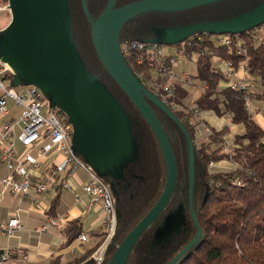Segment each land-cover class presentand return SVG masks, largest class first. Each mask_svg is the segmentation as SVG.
I'll return each instance as SVG.
<instances>
[{"label":"trees","instance_id":"trees-1","mask_svg":"<svg viewBox=\"0 0 264 264\" xmlns=\"http://www.w3.org/2000/svg\"><path fill=\"white\" fill-rule=\"evenodd\" d=\"M256 1L258 0H219L188 10L206 9L219 3L234 2L236 6H240ZM196 20L184 21L183 24L198 22ZM76 28V37L80 41V49L88 69L108 86L123 106L139 146L138 156L128 163L122 176H110L116 183L120 200L115 240L109 246L107 263L115 254L117 245L161 196L166 184L167 169L162 150L150 125L105 69L85 25ZM250 30L252 29L226 33L233 37L230 45L216 44L214 37L218 34L211 32H198L181 41H190L188 50L198 53L197 78L205 86L204 92L193 104L202 111L213 110L218 116H228L232 123L242 124L244 131L235 137L229 152L226 151L229 126L220 129L211 127V132L199 135L200 121L191 111L192 103L185 100L188 90L177 84L178 105L176 109H171L186 126L194 142L193 204L202 227V235L175 264H264V130L246 108L242 92L220 86L222 75L218 63L213 61L214 55L232 61L236 67L246 61L250 74L264 88V44H257ZM144 31L133 34H123L122 31V45L132 40L154 37L145 29ZM82 45L86 50L88 48V54L84 53ZM127 61L133 71L137 72L135 64L128 58ZM149 66L151 65L144 64L143 68L148 69ZM146 86L162 99L159 91ZM149 102L162 121L175 151L178 181L170 203L138 239L127 264H169L197 234V226L189 205V150L186 136L170 116L151 100ZM224 158L237 165L223 170H215L214 166H209L211 161L218 162ZM103 178L107 183L110 180ZM59 195L60 191L57 192L49 212L54 213L58 207ZM170 218L180 220L182 224L167 240L159 242L158 233L164 229ZM65 232L68 240L64 246H69L83 232L82 219L78 217L69 220ZM97 247L88 249L85 254L68 262H63L58 255L48 264H94L91 256Z\"/></svg>","mask_w":264,"mask_h":264},{"label":"water","instance_id":"water-1","mask_svg":"<svg viewBox=\"0 0 264 264\" xmlns=\"http://www.w3.org/2000/svg\"><path fill=\"white\" fill-rule=\"evenodd\" d=\"M219 0H135L116 7L109 0L102 13L90 17L91 36L96 53L107 72L131 99L153 130L162 150L167 177L164 190L145 216L125 236L106 264H127L130 254L144 231L164 212L178 181V162L169 135L149 100L170 116L184 132L189 150V205L197 226L194 238L170 261L181 258L201 237L202 227L194 209L195 150L193 138L174 111L148 89L125 58L121 31L127 22L146 12L186 10ZM11 21L0 31L5 47L0 60L14 71V85L21 84L19 73L30 85L52 92L73 126L72 145L83 151L95 169L106 176H122L124 168L139 153L130 119L108 86L90 71L74 40L69 0H8ZM264 23V2L239 16L198 21L154 30L151 42L175 44L198 32L217 34L246 31ZM75 152V151H74ZM170 218L158 233V241L167 240L178 225Z\"/></svg>","mask_w":264,"mask_h":264},{"label":"built area","instance_id":"built-area-1","mask_svg":"<svg viewBox=\"0 0 264 264\" xmlns=\"http://www.w3.org/2000/svg\"><path fill=\"white\" fill-rule=\"evenodd\" d=\"M8 9L9 3L5 0L4 4H0V11ZM250 33L257 44H264V23L252 28ZM214 41L219 45H230L233 37L230 34H218ZM190 44L191 42L186 40L184 43H175V50L171 51V44L151 42L150 39L132 40L122 46V51L125 58L135 64L137 72H134L142 82L154 87L161 93L162 100L170 108L176 109L177 81L192 83L194 79L193 76L183 73L184 81L180 80L174 66L182 57L193 59L196 63L199 58L196 51L188 50ZM213 61L218 63L222 75L220 86L225 85L222 87L241 91L246 108L250 112L256 110L252 101L255 99L257 80L250 74L247 62L243 61L236 67L232 61L222 59L218 55L213 56ZM144 64L151 66L145 69ZM11 78H14L13 69L8 63L0 60V162L4 163L9 171L1 178L0 203L6 195L12 194L31 195L34 203L38 205L37 194L50 189H72L71 179L79 169L84 170L88 177L82 183V191L89 198L88 207H101L107 215L105 235L91 256L94 264H105L109 246L114 244L118 220L111 188L103 177L88 167L74 152L73 126L69 116L58 106H46L43 91L36 85H29L21 90L8 86L5 80ZM191 111L200 121L199 135L211 132V126L202 119L205 112L198 106ZM227 144L226 151L229 152V139ZM76 200L80 201V197ZM19 211L20 208H17L12 217L0 222V233L13 236L24 228ZM65 219L64 216L60 219L50 217L42 226V230L57 226ZM78 239L87 242L89 236L82 232ZM12 256L11 250L0 252V264H8Z\"/></svg>","mask_w":264,"mask_h":264},{"label":"crops","instance_id":"crops-1","mask_svg":"<svg viewBox=\"0 0 264 264\" xmlns=\"http://www.w3.org/2000/svg\"><path fill=\"white\" fill-rule=\"evenodd\" d=\"M254 78L257 80L256 77ZM259 85L257 81V90L254 94L256 110L252 112V115L264 130V88ZM203 113L206 116V121L213 127L220 128L221 124H227L233 131L244 130L242 124L232 123L229 117L220 118L212 110H205ZM8 172L6 165L0 162V188L1 178ZM87 177V173L82 169L76 172L71 179L73 188L60 191V202L54 213L49 210L59 190L50 189L45 193L37 194L38 205L34 203V198L31 195H6L0 203V222L8 220L14 215L17 208H20V218L24 224V228L13 236L0 233V252L5 250L13 252L9 264H48L58 255L62 257L63 262H68L85 254L88 249L99 245L106 232L107 215L101 207L95 209L88 207L89 198L82 191V183L87 180ZM51 190H53V194L50 197L49 191ZM77 197H80V201L76 200ZM62 216L66 219L57 226H50L46 230H42V226L50 217L60 219ZM78 217L82 219L83 232L88 234L89 239L87 242H82L77 238L69 246H64L68 240V235L65 232L66 224L69 220Z\"/></svg>","mask_w":264,"mask_h":264},{"label":"rangeland","instance_id":"rangeland-1","mask_svg":"<svg viewBox=\"0 0 264 264\" xmlns=\"http://www.w3.org/2000/svg\"><path fill=\"white\" fill-rule=\"evenodd\" d=\"M4 1L0 0V4H2ZM262 2H264V0H258L256 2L250 3V4H240V6H236L233 3H224V4H218L206 9H193V10H188L186 9L185 11H182L183 9H179V10H171V11H156V12H151L153 14H151V18H150V23H148L146 26L148 27V25L152 26L151 29L153 30H160L163 29V27H176V26H180V25H185L183 24L184 21H190V20H194L197 19L196 21H200V20H222V19H227V18H232V17H236L239 16L245 12L251 11L252 9L256 8L257 6H259ZM148 13V12H146ZM194 17V18H193ZM202 17V18H201ZM12 16H11V12L10 10H3L0 11V29L4 28L11 20ZM176 22H180V23H176ZM182 22V23H181ZM143 27V26H140ZM137 30H142V28H139ZM2 33H0V53H2V51L4 50L5 47V38L2 39L1 37ZM83 46V45H82ZM170 46V50L174 51L175 50V45H169ZM83 51L85 54H88V48L86 50V48L83 46L82 47ZM89 55H92V52H89ZM174 71L175 73L178 74V78L182 81H184V76L183 73H187L191 76H193V82H181V81H177L178 85H181L182 88L184 90H188L187 91V96L185 98L186 102L188 103H192L191 108H194L196 105L193 104V102L204 92L205 86H204V82L197 78V73H198V66L195 60L193 59H187V58H181L180 61L178 62V64H176L174 66ZM21 78H22V82L21 84H17L14 85V78L11 79H6L5 82L8 86H12L17 90H21L22 88H25L27 86H29V82L26 78V76H24L23 74L19 73ZM43 100L46 106L51 107L54 105V102L56 100L55 95L52 92H43ZM252 105L253 108L256 107V101H252ZM255 111V109L253 110ZM217 115V114H216ZM221 117H225L228 118V116H219ZM10 118V117H8ZM202 119L208 123L206 121V116L203 114L202 115ZM2 122V121H0ZM227 123V122H226ZM209 124V123H208ZM210 125V124H209ZM227 124H224L220 126V128L226 126ZM211 126V125H210ZM228 126V125H227ZM213 127V126H211ZM230 127V126H229ZM218 128V129H220ZM244 131V130H243ZM242 130L237 131L234 130L230 127V131L228 136L229 142L231 144L234 143V139L238 134L243 133ZM73 150L75 151V153L80 157V159L90 168L94 169L98 174L100 175H104L106 176V172L103 171L102 169H95L93 168V166L90 164L87 155L83 152L78 150L76 147L73 146ZM213 163V165H211ZM237 164L232 162L230 159H222L219 160L218 162L215 161H211L209 163V166H214L215 170H223V169H227V168H233L235 167ZM110 177L109 175H107V178ZM108 185L111 188L112 194H113V201L115 204V208H116V212H118V192L116 189V184L115 181L113 179H110L108 181ZM50 192V197L53 194V190L49 191ZM178 222V225L176 226L175 229L179 228L182 224V222L179 221H174V224H176ZM117 228V226H116ZM174 229V230H175ZM116 230V229H115ZM116 232V231H115ZM164 239H161V242H164Z\"/></svg>","mask_w":264,"mask_h":264},{"label":"flooded vegetation","instance_id":"flooded-vegetation-1","mask_svg":"<svg viewBox=\"0 0 264 264\" xmlns=\"http://www.w3.org/2000/svg\"><path fill=\"white\" fill-rule=\"evenodd\" d=\"M69 1H70V10H71V14H72V29H73V34H74V40H75V43L77 44L79 52L81 53V56L84 60L85 58L82 55V52L80 49V41L76 37V34H77V28L76 27H80L82 24H84L88 30L89 35H90L91 34V28H92L91 20H90V17L86 14V12L84 10L83 0H69ZM132 1H135V0H128L126 2L123 0H116V7H120L124 4H126L128 2H132ZM108 2H109V0H86L87 10H88L90 16L93 19H96L102 13V11L106 8ZM71 4H73V6H71ZM151 14H153V13H151V12L143 13V14L136 16L135 18H133L129 22H127V24L122 29L123 34H125V33L133 34L136 32H143L144 33L145 32L144 29H145L146 31H148L150 33V35L154 36L155 31L153 29H151L152 26H150V25H148V27L146 26L148 23H150V18L152 16ZM140 26H143V27H140ZM139 28H142V30L141 31L137 30ZM3 29L4 28L0 29V31ZM122 31H121V34H122ZM120 39H121V35H120ZM121 45H122V40H121ZM108 179H110V177H108ZM119 200H120V196L118 195V206H119ZM117 222H118V220H117Z\"/></svg>","mask_w":264,"mask_h":264}]
</instances>
